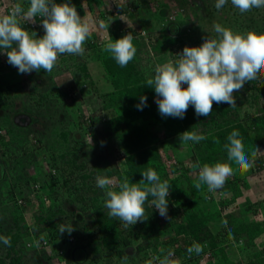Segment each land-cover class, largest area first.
Here are the masks:
<instances>
[{
    "label": "trees",
    "instance_id": "obj_1",
    "mask_svg": "<svg viewBox=\"0 0 264 264\" xmlns=\"http://www.w3.org/2000/svg\"><path fill=\"white\" fill-rule=\"evenodd\" d=\"M81 1L67 0L76 9L83 8ZM89 1L101 4V0ZM26 3L28 7L29 0ZM145 3L148 0H143L141 9ZM206 5V0H200L201 12H206ZM131 7H140L139 1L132 0ZM253 9L258 11L257 19L246 13L245 16L228 0L217 14L224 27L246 33L255 25V31L264 33V8ZM23 23L37 36L44 35L42 17H37L33 26V22ZM178 24H181L179 20L171 21L166 34L149 42L155 54L168 51L175 61L179 59V49L201 46L205 39L216 36L215 32H209L187 44V34H178L175 28ZM112 31L100 26L101 36L97 38L105 43L109 38L113 42L120 39ZM102 44L88 38L83 55L63 54L50 73L44 69L28 73L32 89L24 100L30 104L24 103L21 110L14 111L10 109V106L15 108L13 95L6 90L11 85H3L2 68L8 66L20 72L8 62L6 51L0 49V90L5 91L0 95L3 110L0 131H4L0 134V237L10 239V244L0 241V264H158L154 257L163 258L170 249L180 264H202L201 261L204 264H264V153L257 151L259 145L264 147L261 101L264 72L258 79L246 81L241 88L253 98V114L241 115L242 104H237L239 90L233 93L235 107L213 102L207 117L198 116L194 105H189L182 119L163 116L155 88L146 85L149 77L138 61L141 53H136L126 67H121L111 53L103 50ZM133 44L136 50L142 45L147 47L142 38H134ZM95 55L111 79L114 91L101 94L95 90L87 68L90 60L97 59L92 57ZM63 72H68L73 79L81 77V82L69 81L70 85L64 83V89L60 88L55 75ZM85 84L96 96L93 103L101 100L104 104H93L90 115L81 124L64 111L62 102L75 101L80 93L87 92ZM141 97H147L142 110L138 108ZM103 109L109 111L107 120H101L103 113L101 116L99 113ZM83 125L98 131L93 135L95 144L85 140ZM233 130H239L245 154L253 164L247 171L228 161L224 145ZM185 131L204 135L206 139L199 143L186 142L184 155L179 150V137ZM113 134L120 142L118 152H112L110 145L104 143ZM38 147L44 152L42 164L46 163L49 171L46 166L44 170L40 166L35 151ZM252 151H257L255 157L251 156ZM119 158H122L121 164ZM164 159L172 164L165 165ZM91 160L96 163L92 165ZM216 162L230 163L233 175L215 193L209 192L206 185L197 190L194 184L199 167ZM31 165L34 174L28 172ZM148 168L157 172L161 182L170 183L167 215L161 216L146 201V219L125 226L108 215L105 190L97 187L96 178L107 176L120 182L127 176L130 183H140L142 172ZM6 182L10 184L4 191ZM32 194L37 203L28 219L25 205ZM61 225H72L73 231L60 233ZM214 226L220 228L214 231ZM169 231L173 232L172 237L162 240L160 235ZM181 239L186 246L179 245ZM194 242L201 244L203 251L189 256L187 249ZM130 246L132 251L128 253Z\"/></svg>",
    "mask_w": 264,
    "mask_h": 264
},
{
    "label": "clouds",
    "instance_id": "obj_2",
    "mask_svg": "<svg viewBox=\"0 0 264 264\" xmlns=\"http://www.w3.org/2000/svg\"><path fill=\"white\" fill-rule=\"evenodd\" d=\"M26 1L3 0V4L0 3V49L6 51L8 62L17 67L22 74L41 69L50 73L60 55H83L86 40L89 37L92 39L93 36H101L98 34L100 26L108 27L102 21H108L120 37L114 42L110 38L107 39L103 50L111 53L121 67H126L135 57L134 37H143L147 48L152 51L149 38L147 35L144 36L146 30L137 28L131 20L134 16L139 18L140 14L145 21L148 20L146 12H142L141 9L143 0H137L140 7L136 9L131 7L132 0L128 2L101 0L100 5L86 0L89 2L87 9L90 8L94 19L93 31L88 20L80 16L81 9H76L67 0L64 3H57L55 0H29L28 7ZM84 1H81L83 7ZM150 1L148 0L147 5L152 6L153 3ZM227 2L228 0H216L215 7L221 9ZM231 3L241 13L251 11L253 8H264V0H231ZM108 4L113 6L107 8ZM95 13L99 16H94ZM176 13L173 9L169 10L167 2H163L159 15L166 20L171 18V21H176L178 19L172 18ZM129 15L131 17H128ZM37 17H42V27L45 30L43 36H37L35 32L24 27L23 22H33L32 26L35 25ZM169 23L167 28H171ZM175 28L178 34H186L188 31L187 25L182 23ZM213 30L216 36L211 35L201 46H186L183 52L178 54L179 59L175 61L170 59L155 66L154 77L149 78L146 85L155 88L161 115L182 119L189 105H194L198 116L207 117L212 112L213 102L227 103L235 107L233 93L239 91L246 81L258 79L264 72V33L255 30L241 33L220 24H215ZM185 84L187 87H183ZM88 90L90 87L86 85V91ZM97 91L101 94L110 92ZM146 100L147 97H141L138 108L142 110L141 106ZM102 113L101 120L109 119L104 109ZM179 139L182 144L188 141L199 143L206 137L196 132L185 131ZM227 140L228 143L224 147L227 150L228 161L234 162L241 170L251 169L253 164L245 154L239 130H233ZM260 149L257 151L260 152ZM257 151H252L251 156L255 157ZM192 167L197 168L199 165ZM232 175L233 168L230 163L216 162L212 165L205 163L199 167L198 180L194 187L199 190L202 185H206L209 192H214L223 187ZM142 176L140 183H130L127 176L120 182L107 176L96 178L97 187L105 190V207L108 209V215L119 219L125 226L146 219V201L149 207L154 206L158 209L161 216L167 215L169 181L161 182L160 176L152 168L143 171ZM144 181H147V185ZM149 197L152 199L149 200ZM65 230L70 234L73 231L72 225H61L60 233ZM0 241L10 244V239L6 237H0ZM160 251L164 252V249ZM202 251L201 244L195 242L187 249L189 256L193 253L199 255ZM173 257L174 251L170 249L163 258L157 256L154 259L158 260V264H180L179 260Z\"/></svg>",
    "mask_w": 264,
    "mask_h": 264
},
{
    "label": "rangeland",
    "instance_id": "obj_3",
    "mask_svg": "<svg viewBox=\"0 0 264 264\" xmlns=\"http://www.w3.org/2000/svg\"><path fill=\"white\" fill-rule=\"evenodd\" d=\"M192 1L193 0H185V1L184 0H151L150 2L153 3L152 6L150 4L147 5L148 3H145L143 6L146 5V8L145 7L142 8V12H146V15L148 16L147 22L143 18L142 14H140V16H138L139 18L134 16L131 19L132 23H135L137 28H142V29L146 30V33L144 36L147 35V37L149 38V42L150 41H152V43L155 42L156 39L161 34L167 33V31H168L167 25L172 20L171 18H167V20H166L165 18H161L159 15L161 13V10L163 7V2H169V5H168L169 10L173 9L177 12L172 18L178 19L185 26L187 25L188 31H186L187 35H185V39L188 38L187 44H189L190 42H192L194 40L200 39L203 35H206L209 32H214L213 26L215 24L221 25V23H222L219 20L220 17H218V14H217L218 9L215 7L216 0H206L207 1V5H206V9H205L206 12H201L202 9L198 8L200 0H195V2H192ZM55 2L64 3V0H55ZM84 2H85L84 6L87 9V7H88L87 4H89V2L86 0ZM112 2H114V0H112ZM126 2H128V0H126ZM0 3L3 4V0H0ZM125 4H127V3H125ZM110 5L113 6L112 4H108L107 8H110ZM96 12H97V9H96ZM243 14L245 16H246V14H247V16L250 15L254 19H257L258 11L255 9H252V12L248 11V12H246V14L245 13H243ZM94 16H99V15L95 13ZM128 17H131V15H129ZM168 20H170V21H168ZM102 22L105 25H108V27H106V29L113 32L112 30H114V27L110 26L108 21H102ZM253 26H255V25H252L251 30H255V27H253ZM91 36H93V35H91ZM93 37L91 40L94 39V40L98 41L100 44L105 43L104 41H101L100 38H97V36H93ZM134 38L138 39L139 37H134ZM142 39H143V37H142ZM190 46L191 45H189V47ZM138 50H139V52H136V53H138V54L141 53L140 54V60H138V61H140L141 67L143 65L146 68V76L149 78L154 77L155 66L157 64H162L164 62H167L170 59L173 60L172 59L173 57L171 56V54L168 51L155 54L154 51H150L145 45L144 46L142 45L136 51H138ZM182 52H183V50L179 49V54H181ZM4 55H7V54L4 53ZM92 57L98 58L96 55L92 56ZM102 71H103V73H102L103 78L106 82V86H104L106 89H104V87L101 86V82H98L100 87L95 86L96 89L99 91H105V90L114 91L115 88H114L113 84L111 85V82H110L111 79L109 80L105 71L104 70H102ZM2 72H3V85H6V86L11 85L9 87V89H6V90L10 91L11 94L13 95L12 103H14L15 108L10 106V109H12V111L21 110V106L24 105V103L30 104L29 100H24V97L27 94V92H30L32 89V86L30 85V82H29L28 73H27V75H26V73L18 74L16 72H14L11 67H8V66L2 68ZM67 74L70 75L68 72H65V73L63 72L60 74L56 73V75H55V80L57 81V84L60 85V88H62V89H64V87H65L64 83H65V78H67ZM94 78L97 81L101 80V77H98V75L95 76V74H94ZM78 82H81V81H78ZM18 84H20L21 87H19ZM42 89H46V87L42 86ZM240 92L241 93H240L239 99L237 101V104H239V105L242 104L240 107L241 115L253 114L255 111V105H254L255 103L253 101V98L251 97L250 92L248 93V91H242L241 89H240ZM4 94H5V91L3 90V92H1V90H0L1 97ZM78 96L79 97L75 101L72 99H66V101H65L66 103L62 102V104H63L64 111L67 114L71 115V117H73L76 121H79V123L82 124L83 118L85 116L90 115L89 114L91 112L90 107H92L93 104H96L98 106H102V104H104V102L99 100L98 102L95 101L93 103V99L96 98V96L93 93V90H88L87 92L80 93ZM261 101H262V104L264 105V98L261 99ZM108 112L109 111L107 110L105 112V114H107ZM1 114H3L2 109H0V115ZM99 114L101 116L102 110ZM83 126H84L83 132L85 134V140L89 144H95V139H94L93 135L97 134L98 131L91 129L88 125H83ZM3 132L4 131H0V134ZM78 136H79V134H78ZM107 139H108V141H107ZM107 139L104 141V143L107 142V144L110 145L111 149L113 150L112 152L120 151L119 150L121 148L120 142H119L118 138L116 137V134L111 135V137H109ZM32 142H33V140H32ZM34 143H35V140H34ZM34 143L31 144V148L34 147ZM259 146H261V145H259ZM260 148H261L260 152H264V147L261 146ZM179 150L183 151L184 155L187 153L185 143L179 144ZM35 151L38 154L37 157H38V160L40 161V166L44 170V167L46 166V163L42 164V162H43L42 156H44V152L39 147ZM162 152H163V156H165L164 154H166V152L164 149L162 150ZM93 154L95 155V151H93ZM116 158H117V155H116ZM95 160H91L92 165L94 163H96ZM164 160H165L164 161L165 165L169 166V161L167 159H164ZM118 163L119 164L122 163V158H119ZM28 172L30 174L35 173L34 167L32 165L28 167ZM9 184H10V182H6V184H3L4 185V187H3L4 191H6L8 189ZM30 199L31 200L29 202H27L25 205V214H26V217L28 219H29L31 213L33 212V210L36 208V203H37V200L35 199L34 195ZM46 202H47V204H49L50 201L47 199ZM219 228H220V226L219 227H217V226L213 227L214 231L218 230ZM172 235H173V232L169 231V232L164 233L163 235H160V238L162 240H167V239L171 238ZM178 243L180 246H186V242H184L182 239ZM234 252H236V251H234ZM235 255H236V253H235ZM201 262H203V264L205 263V261H201Z\"/></svg>",
    "mask_w": 264,
    "mask_h": 264
},
{
    "label": "crops",
    "instance_id": "obj_4",
    "mask_svg": "<svg viewBox=\"0 0 264 264\" xmlns=\"http://www.w3.org/2000/svg\"><path fill=\"white\" fill-rule=\"evenodd\" d=\"M89 12V13H88ZM80 16L81 17H85L87 20H88V22L90 23V25H91V27H92V31L94 30V28H95V24H94V19H93V15L91 14V11H90V8H88V10L85 8V7H83L82 9H81V13H80ZM91 19V20H90ZM87 68H88V71H89V73H90V76H91V79H92V81H93V83H94V85L95 86H97V87H100L99 86V83L98 82H101V86H106V82H105V80H104V78H103V71L102 70H104V68H103V66H102V63H101V61L100 60H98V58L97 59H92V60H90L88 63H87ZM94 74H95V76H97L98 75V77H101V80L100 81H97L95 78H94ZM79 79H73L72 78V76L71 75H68L67 74V78H65V84L66 85H70L71 83L73 84L74 82L75 83H77V81H79L80 79H81V77H78ZM71 80H73V81H71ZM103 80V81H102ZM71 83H70V82ZM75 85H77V84H75ZM104 89H106L105 87H104ZM247 193H249V191L247 192ZM256 195H258V194H256ZM256 195L255 196H252V197H256Z\"/></svg>",
    "mask_w": 264,
    "mask_h": 264
},
{
    "label": "water",
    "instance_id": "obj_5",
    "mask_svg": "<svg viewBox=\"0 0 264 264\" xmlns=\"http://www.w3.org/2000/svg\"><path fill=\"white\" fill-rule=\"evenodd\" d=\"M131 251H132V247L130 246V247L127 248V252L131 253Z\"/></svg>",
    "mask_w": 264,
    "mask_h": 264
},
{
    "label": "built area",
    "instance_id": "obj_6",
    "mask_svg": "<svg viewBox=\"0 0 264 264\" xmlns=\"http://www.w3.org/2000/svg\"><path fill=\"white\" fill-rule=\"evenodd\" d=\"M172 163L169 161V166L171 165ZM216 191H214L213 193H215ZM19 203L21 204V203H23V201L22 200H19Z\"/></svg>",
    "mask_w": 264,
    "mask_h": 264
}]
</instances>
